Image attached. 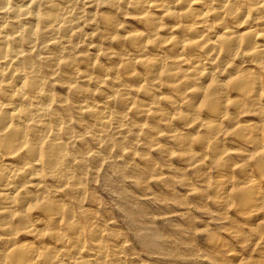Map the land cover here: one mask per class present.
I'll return each mask as SVG.
<instances>
[{"label": "clouds", "instance_id": "1", "mask_svg": "<svg viewBox=\"0 0 264 264\" xmlns=\"http://www.w3.org/2000/svg\"><path fill=\"white\" fill-rule=\"evenodd\" d=\"M0 264H264V0H0Z\"/></svg>", "mask_w": 264, "mask_h": 264}]
</instances>
